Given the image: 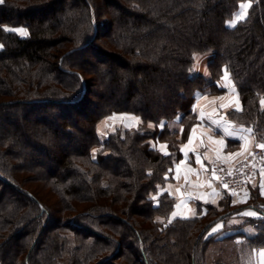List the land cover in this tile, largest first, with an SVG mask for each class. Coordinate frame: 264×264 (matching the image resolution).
<instances>
[{"label": "trees", "instance_id": "trees-1", "mask_svg": "<svg viewBox=\"0 0 264 264\" xmlns=\"http://www.w3.org/2000/svg\"><path fill=\"white\" fill-rule=\"evenodd\" d=\"M224 73L241 104L229 119L264 143V0H3L0 264H230L229 248L264 247V216L209 234L227 198L175 217L165 189L196 92ZM118 113L137 123L101 136ZM240 207L264 213V198Z\"/></svg>", "mask_w": 264, "mask_h": 264}, {"label": "crops", "instance_id": "crops-1", "mask_svg": "<svg viewBox=\"0 0 264 264\" xmlns=\"http://www.w3.org/2000/svg\"><path fill=\"white\" fill-rule=\"evenodd\" d=\"M208 59V56L197 58L195 71L206 75ZM216 87L218 89L216 92L209 89L196 92L192 110L196 113L197 120L191 126L185 141L180 144L181 154L171 168L170 179L165 189L175 198L172 213L175 217H193L198 211L202 214L205 211L204 204L219 205V208H222L221 201L226 197L232 206V210L227 211L228 223L219 220L209 234L218 236L240 232L250 234L254 231V224L246 220L263 218L264 213L251 207L240 206L249 198L252 191H257L258 195L264 198V172H259L249 180L250 193L246 200L240 201L224 192L211 170L217 163L229 167L253 148L264 143L256 138L251 127L239 125L229 119L227 111H238L241 104L229 77L227 81L225 80V73L217 81ZM118 115L131 116V125L137 123L131 114ZM178 121L179 118H176L175 124L180 128ZM159 147L166 152L164 143H159ZM247 212H253L255 215H244ZM217 224L221 227L213 232ZM262 252L264 247L255 249L249 256L250 263L262 264L264 261Z\"/></svg>", "mask_w": 264, "mask_h": 264}, {"label": "built area", "instance_id": "built-area-1", "mask_svg": "<svg viewBox=\"0 0 264 264\" xmlns=\"http://www.w3.org/2000/svg\"><path fill=\"white\" fill-rule=\"evenodd\" d=\"M259 172H264V152L258 146L230 167L215 164L213 168V175L218 184L240 201L248 197L250 193L248 182Z\"/></svg>", "mask_w": 264, "mask_h": 264}, {"label": "rangeland", "instance_id": "rangeland-1", "mask_svg": "<svg viewBox=\"0 0 264 264\" xmlns=\"http://www.w3.org/2000/svg\"><path fill=\"white\" fill-rule=\"evenodd\" d=\"M242 5H249V3L247 1L239 3L238 9L234 12L233 17L227 21V24L229 26L234 25L238 20L243 19L245 17L248 7L247 8H242L241 7ZM241 13H243V18L238 19V17L241 15ZM19 30H23V29H19ZM19 30H18L19 33L23 32V31H19ZM131 118L132 117L128 116V115L114 114V115L108 117L107 119H104L103 121H101V123L99 125V133H100V135L104 136V135H106V133L108 131L113 130L114 128L119 127V126H130L131 123H132L131 122ZM260 149L263 150V152H264V149H262V148H260ZM217 164L223 165L221 163H217ZM223 166H225V165H223ZM213 168H214V166H213ZM213 168L211 170L212 173H213ZM224 192L227 195H230L225 190H224ZM228 217L226 219L227 223H228V219H229ZM236 226H239V225H236ZM240 250L241 249H239V247H235V249L229 248L228 250H226L227 251L226 255H228L229 253L233 254V257H231L232 258L231 262H228V263H230V264H250V260H248V259H249V256L251 255V253H247V255L243 254V255L234 257V255L236 253L238 254V251H240Z\"/></svg>", "mask_w": 264, "mask_h": 264}, {"label": "snow or ice", "instance_id": "snow-or-ice-1", "mask_svg": "<svg viewBox=\"0 0 264 264\" xmlns=\"http://www.w3.org/2000/svg\"><path fill=\"white\" fill-rule=\"evenodd\" d=\"M0 3H3V0H0ZM241 7L242 8H247L248 5H242ZM240 18H243V13H241V15L238 17V19H240ZM8 31H17V30H15V29H8ZM19 31H23V30H19ZM23 34L24 35H27L26 32H24ZM227 79H228V75H227V73H225V80L227 81ZM230 86L231 85H229V87ZM262 103H264V102H262ZM161 123L163 124V122H161ZM213 123H216V121H213ZM258 146L260 148L264 149V144H261V145H258ZM165 154H167V153H165ZM225 187H227V186L225 185ZM173 215H175V214H173ZM244 215H255V213H253V212H247V213H244ZM220 227H221V225L217 224L216 228H213V232L218 231ZM261 255L264 256V252H262ZM262 264H264V261H262Z\"/></svg>", "mask_w": 264, "mask_h": 264}]
</instances>
